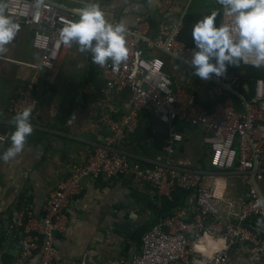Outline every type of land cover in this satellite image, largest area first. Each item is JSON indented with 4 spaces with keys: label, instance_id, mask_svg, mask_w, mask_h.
<instances>
[{
    "label": "built area",
    "instance_id": "obj_1",
    "mask_svg": "<svg viewBox=\"0 0 264 264\" xmlns=\"http://www.w3.org/2000/svg\"><path fill=\"white\" fill-rule=\"evenodd\" d=\"M3 4L4 14L19 24L16 34L30 32L32 49L40 55L38 63L30 66L29 81L9 105L13 116L30 106L32 118L39 111L41 79L48 80L56 72L64 49L58 40L59 29L67 20L78 19L80 10L60 0H3ZM157 10L162 19H167L175 13L174 0H163ZM184 15L175 24L163 23L156 36L150 35L149 20L138 16L135 27L126 29L127 59L118 67L110 60L103 66L97 64L107 89L116 93L128 89L126 113L118 121H106L108 136L83 162L72 165L67 176L50 191L40 217L34 215L31 205L23 208L16 222L20 230L19 252L12 264H30L34 259L37 264H60L55 234L66 229V211L80 191L81 181L126 175L168 197L177 188L190 191L195 202L192 215L176 209L149 229L141 237L140 251L132 255L129 264H190L195 256L192 242L205 231L223 236L227 247L204 264H235L232 251L240 246L248 248L255 264H264V65L255 67L261 69L262 75L253 80L252 87L245 84L248 96L236 87L239 77L228 67L221 77L213 75L207 80L186 79L177 83L174 75L165 71L163 59L153 52H160L169 62L193 72L188 62L193 48L178 40ZM224 22H228V17L222 12L221 23ZM251 59L246 56L239 60L244 67H254ZM162 74L168 80L166 86H162ZM202 92L208 95L206 104L199 99ZM222 95L230 97L214 107L207 105ZM143 111L168 127L163 156L145 165L130 161L118 150L124 136L134 132L137 117ZM179 123L204 131L203 142L212 170L208 181L203 180L206 171L192 169L176 159L177 148L183 141L182 133L176 130ZM220 173L234 174L244 186L238 201L226 200L217 193L212 178ZM257 216L262 220L255 226L253 219Z\"/></svg>",
    "mask_w": 264,
    "mask_h": 264
},
{
    "label": "crops",
    "instance_id": "obj_2",
    "mask_svg": "<svg viewBox=\"0 0 264 264\" xmlns=\"http://www.w3.org/2000/svg\"><path fill=\"white\" fill-rule=\"evenodd\" d=\"M58 1V0H54ZM163 0H95L110 22H123L126 29L136 25L138 16L150 23V35L156 36L163 23L175 24L189 10H223L219 0H174L175 13L162 19L157 7ZM80 10L92 0H60ZM32 34L22 32L0 51V126L8 132L0 140V153L10 144L14 131L9 105L17 92L29 81L30 66L40 55L32 49ZM165 62V71L174 75L177 83L186 79L198 81L189 70L169 62L164 54L154 51ZM39 111L30 118L32 133L23 150L8 161L0 160V264H12L18 256L20 230L16 222L27 205L40 217L42 204L50 191L64 179L74 164L83 162L101 144L109 130L106 121H118L126 113L124 103L128 89L116 93L106 88L91 54L81 52L73 43L65 47L54 74L41 79ZM206 104L208 95L200 93ZM176 130L183 135L176 159L192 169L206 171L203 180L211 176L209 153L200 127L179 123ZM168 127L149 112L137 117L134 132L126 134L118 150L133 162L151 164L163 156L162 147ZM217 176V177H215ZM217 193L226 200L238 201L245 188L234 174L220 173ZM192 192L177 188L165 196L148 184H137L130 175L83 179L81 189L71 200L66 217V229L55 234L54 246L61 256L60 264H129L140 251L143 235L160 219L176 209L192 215L195 210ZM235 264H252L246 246L232 251ZM208 258L195 252L190 264ZM254 263V262H253ZM30 264H37V259ZM255 264V263H254Z\"/></svg>",
    "mask_w": 264,
    "mask_h": 264
},
{
    "label": "clouds",
    "instance_id": "obj_3",
    "mask_svg": "<svg viewBox=\"0 0 264 264\" xmlns=\"http://www.w3.org/2000/svg\"><path fill=\"white\" fill-rule=\"evenodd\" d=\"M228 22L216 23L217 11H211L198 19L191 28L194 45L190 60L193 75L207 80L211 76L221 77L228 66H236L239 59L251 57L254 67L264 65V0H219ZM3 0H0V51L11 42L19 24L4 14ZM126 26L123 22L113 23L106 19L105 12L92 0L78 13V19L67 20L59 29L58 40L65 47L73 43L81 52L91 54V61L105 65L111 61L118 67L128 57ZM162 86L168 84L161 75ZM29 103V102H25ZM32 108L24 107L15 113L11 122L14 131L10 135V146L0 153V160L8 161L20 153L33 127L30 122ZM223 236H214L205 231L192 242V250L200 256L211 258L226 248ZM195 264H203L197 260Z\"/></svg>",
    "mask_w": 264,
    "mask_h": 264
},
{
    "label": "trees",
    "instance_id": "obj_4",
    "mask_svg": "<svg viewBox=\"0 0 264 264\" xmlns=\"http://www.w3.org/2000/svg\"><path fill=\"white\" fill-rule=\"evenodd\" d=\"M214 10L217 11L218 13L216 17V23L219 24L222 22V12H223V10L219 8H211L207 11H201V12L192 11V10L186 12L185 15L183 16L182 28L180 30L178 40L184 43L186 46L193 48L194 45L192 43V39L190 35L192 25L203 15H207ZM228 71L239 77V81H240L239 91L245 96H248L249 93L245 88V84H248L250 87H252L254 83L253 80L262 75V71L260 68L244 67L240 63V60H238L236 66H228ZM189 72L192 74V77H196L193 75V72L191 71ZM261 220L262 218L260 216H257L253 219V224L256 226Z\"/></svg>",
    "mask_w": 264,
    "mask_h": 264
},
{
    "label": "water",
    "instance_id": "obj_5",
    "mask_svg": "<svg viewBox=\"0 0 264 264\" xmlns=\"http://www.w3.org/2000/svg\"><path fill=\"white\" fill-rule=\"evenodd\" d=\"M240 84L236 85L237 88H239ZM227 97H230V95H222L219 99L217 100H213V101H209L207 103L208 106L210 107H214L222 102H224V100L227 98ZM7 132H8V128L7 127H3V126H0V136H3L5 137L7 135Z\"/></svg>",
    "mask_w": 264,
    "mask_h": 264
},
{
    "label": "rangeland",
    "instance_id": "obj_6",
    "mask_svg": "<svg viewBox=\"0 0 264 264\" xmlns=\"http://www.w3.org/2000/svg\"><path fill=\"white\" fill-rule=\"evenodd\" d=\"M205 87H209L210 89L212 88L211 86H209V85H204ZM252 264H254L253 262H252Z\"/></svg>",
    "mask_w": 264,
    "mask_h": 264
}]
</instances>
